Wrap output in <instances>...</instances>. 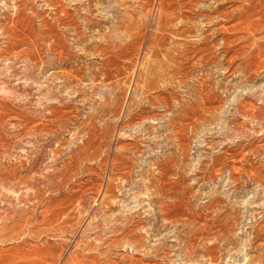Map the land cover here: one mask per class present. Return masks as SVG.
Listing matches in <instances>:
<instances>
[{
	"label": "rangeland",
	"instance_id": "1",
	"mask_svg": "<svg viewBox=\"0 0 264 264\" xmlns=\"http://www.w3.org/2000/svg\"><path fill=\"white\" fill-rule=\"evenodd\" d=\"M0 264H264V0H0Z\"/></svg>",
	"mask_w": 264,
	"mask_h": 264
}]
</instances>
